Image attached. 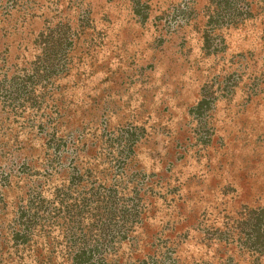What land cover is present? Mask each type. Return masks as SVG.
<instances>
[{"label": "rangeland", "instance_id": "rangeland-1", "mask_svg": "<svg viewBox=\"0 0 264 264\" xmlns=\"http://www.w3.org/2000/svg\"><path fill=\"white\" fill-rule=\"evenodd\" d=\"M77 255L264 264V0H0V264Z\"/></svg>", "mask_w": 264, "mask_h": 264}, {"label": "trees", "instance_id": "trees-1", "mask_svg": "<svg viewBox=\"0 0 264 264\" xmlns=\"http://www.w3.org/2000/svg\"><path fill=\"white\" fill-rule=\"evenodd\" d=\"M16 237H17V235H16ZM261 248H262V245H261L259 242H257L254 251H255L256 253H261V252H262ZM72 264H84V262L81 261V260H80V256L77 255V256H75V257L72 259Z\"/></svg>", "mask_w": 264, "mask_h": 264}]
</instances>
